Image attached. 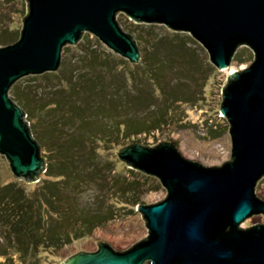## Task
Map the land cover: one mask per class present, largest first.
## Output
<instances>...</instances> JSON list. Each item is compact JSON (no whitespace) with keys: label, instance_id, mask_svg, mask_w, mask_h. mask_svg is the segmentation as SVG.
Listing matches in <instances>:
<instances>
[{"label":"water","instance_id":"obj_1","mask_svg":"<svg viewBox=\"0 0 264 264\" xmlns=\"http://www.w3.org/2000/svg\"><path fill=\"white\" fill-rule=\"evenodd\" d=\"M26 1L19 39L0 46V153L27 182L40 180L46 159L25 110L9 95L11 87L25 76L57 71L63 49L85 32L137 64L139 46L119 24V12L188 31L221 70L242 44L255 54L223 88L220 112L230 123L231 159L205 166L184 157L172 141L123 147L121 160L168 190L160 202L137 204L148 237L123 252L101 240L96 251H81L62 264H264V224L241 227L253 214L264 215V200L255 194L264 176V0Z\"/></svg>","mask_w":264,"mask_h":264},{"label":"rangeland","instance_id":"obj_2","mask_svg":"<svg viewBox=\"0 0 264 264\" xmlns=\"http://www.w3.org/2000/svg\"><path fill=\"white\" fill-rule=\"evenodd\" d=\"M26 14V0H0V46L19 39ZM117 20L137 41L141 52L137 64L85 32L76 45L63 49L57 71L25 76L9 91L26 112L46 167L49 160L45 155L49 153L56 158V173H71L82 179L65 184L67 212L72 208L81 211L72 214L74 220L68 221L95 216L98 223L90 233L61 248H40L25 256L15 247L10 248L7 254L0 255V264H62L81 251H96L101 240L123 252L147 238L149 229L137 204L160 202L168 190L159 178L121 160L118 153L123 147L132 143L153 147L161 141H172L184 157L205 166H221L231 159L230 123L220 112L223 88L231 72L254 62V51L240 45L231 65L221 70L211 63L207 49L188 31L173 30L162 23L136 22L125 12H119ZM155 57L168 58L161 72V89L141 69L137 73L141 83L134 86L128 68L141 67ZM112 65L117 66L116 71L108 69ZM169 96L179 101L167 109ZM162 111H168L167 116L158 120ZM123 123L128 125L119 132L117 125ZM129 123H144L145 129L135 132L137 127ZM14 180L29 189L37 184L17 178L0 153V185ZM255 194L264 200V176L258 181ZM2 210L3 207L0 244L6 242L8 234L1 224ZM256 224H264L263 214H253L241 227Z\"/></svg>","mask_w":264,"mask_h":264},{"label":"trees","instance_id":"obj_3","mask_svg":"<svg viewBox=\"0 0 264 264\" xmlns=\"http://www.w3.org/2000/svg\"><path fill=\"white\" fill-rule=\"evenodd\" d=\"M123 62L126 63L125 60ZM167 62V57H155L147 60L141 67L131 66L128 68V74L135 86L136 83H141L137 75L138 69H141L154 86L161 89V72ZM108 69L116 71L117 66H108ZM168 101V105H165L167 109L179 99L169 96ZM167 113L168 111H162L157 117L158 120H164ZM123 124L117 125L119 132H123L124 126L128 125ZM143 124L134 125L133 127H137L136 130L134 129L135 132L145 129ZM115 131L110 130V132ZM45 156L49 160L46 172L32 189L16 180L0 185V208L3 207L4 210L1 224L8 229L6 242L0 244V255L7 254L13 247L23 256L40 248L43 250L61 248L90 233L98 223L95 216L80 219L78 223L68 221L74 220L72 214H81V211L79 209L73 211L72 208L70 213L67 212L63 199L65 184L70 180L78 183L82 179L71 173H56L54 171L56 158L49 153ZM9 207H11L10 212L7 211Z\"/></svg>","mask_w":264,"mask_h":264}]
</instances>
